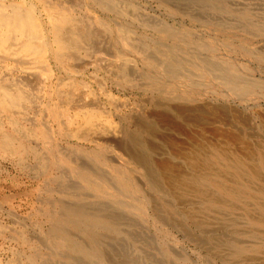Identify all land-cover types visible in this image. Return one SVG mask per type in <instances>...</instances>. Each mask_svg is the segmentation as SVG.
Returning a JSON list of instances; mask_svg holds the SVG:
<instances>
[{"label":"rangeland","instance_id":"rangeland-1","mask_svg":"<svg viewBox=\"0 0 264 264\" xmlns=\"http://www.w3.org/2000/svg\"><path fill=\"white\" fill-rule=\"evenodd\" d=\"M43 2L93 36L0 114V264H264V0Z\"/></svg>","mask_w":264,"mask_h":264},{"label":"bare ground","instance_id":"bare-ground-1","mask_svg":"<svg viewBox=\"0 0 264 264\" xmlns=\"http://www.w3.org/2000/svg\"><path fill=\"white\" fill-rule=\"evenodd\" d=\"M26 3H27L26 0L18 4L14 3L9 5L7 3L5 4L4 2H0V56H2L5 60H9V59L13 60L16 64V67H19L22 64L24 65V71H23L24 75L22 79L15 78L16 80L12 82L11 85L10 83L9 84L5 83L7 79L5 78L4 80L0 79V114L1 113L17 114L20 111L18 109L21 108L22 105H25L23 103L26 102L29 96L28 94H26L23 84L27 85L28 83H25V81L32 82L34 79L35 80L37 79L38 77V72L36 71L37 64L39 63L46 64L48 62H52V63L55 62L58 65L61 62L63 63L64 60H68V58L70 59L74 58L73 56H76L75 52L78 51L79 49L81 50L83 47L82 44L86 43V41L91 39L93 36L89 31L90 28L88 29L82 27L81 25L82 20L81 22L79 21L80 22L79 23L78 20H76L71 16V14L67 15L64 11H61L62 13L54 11L53 9L54 6L51 5L52 7L51 6L47 7L45 2L41 0L40 3L42 5H45L44 9L49 21V29L47 30V34H45L44 32L45 29L42 27L40 21L34 14V10H32L34 9L35 3L34 2L28 3L31 6L28 8L25 6ZM5 74L8 78V76L12 74V71L6 70ZM51 76L53 78V75ZM51 88H53V84ZM69 93L68 92L66 93L61 90L53 91L51 89L49 91L50 103H54L53 100H57L61 103L64 102L67 104L72 103L73 101L72 96L74 95L71 96ZM74 98L76 100L73 101V103L76 104L79 113L85 119L86 125L88 127L90 125L92 126L94 123L95 116H92L91 114L83 115L84 110L86 109L87 106V97L86 96L84 97L82 95ZM52 105H53L52 112L50 113V111H48V114H49V118L52 117L54 119L55 117L57 118V115H54L56 113H54V104ZM52 105H50L49 108ZM85 111L88 112V110ZM97 116L99 115L97 114ZM71 119H69V122ZM11 125H14V123H11ZM79 126H81V124ZM85 130H87V128ZM81 131H79V133ZM0 150L5 153L13 152L17 154H22L24 147L22 145L16 146L15 140L12 137L7 135H2L0 137Z\"/></svg>","mask_w":264,"mask_h":264}]
</instances>
